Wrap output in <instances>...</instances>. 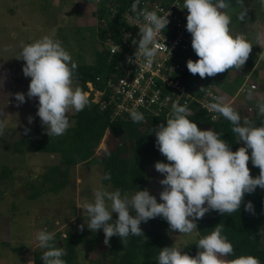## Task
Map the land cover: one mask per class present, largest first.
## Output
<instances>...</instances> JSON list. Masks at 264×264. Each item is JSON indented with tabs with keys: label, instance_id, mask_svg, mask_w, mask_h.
<instances>
[{
	"label": "clouds",
	"instance_id": "obj_1",
	"mask_svg": "<svg viewBox=\"0 0 264 264\" xmlns=\"http://www.w3.org/2000/svg\"><path fill=\"white\" fill-rule=\"evenodd\" d=\"M261 4L264 5V0ZM229 5L226 0H215V3L213 0H183L182 9L188 12L186 31L191 34V48L198 57L195 62L191 59L186 62L192 75L198 74L201 79L214 77L232 68L240 70L248 60L252 45L244 36L231 34V17L222 11ZM131 7L137 20L142 21L139 40H132L136 46L135 59L142 58L143 67L151 68L161 49L157 36L170 23L167 18L170 13L158 15L155 10L140 8V0H134ZM163 47L169 52L165 44ZM15 58L24 61L22 73L31 78L26 95L29 100L38 98L36 115L47 136H62L70 127L69 109L80 112L88 105L83 89L73 88L77 64L61 41L47 35L23 45ZM14 97L17 106L25 103L24 93L17 92ZM214 100L217 102L209 104L208 108L230 122L236 142H242L243 146L232 151L221 139L222 133L198 129L196 123L188 119L190 109L173 103L166 123L151 131L156 138V148L168 161L154 164L155 170L164 177L159 181L162 185L160 202L147 189L136 191L130 198L122 196L119 189H99L93 194L94 201L83 205L89 218L87 228L94 233L102 229L106 246L110 247L113 236L125 242L130 235L144 237L141 223L156 217L167 221L171 231L191 234L197 230L196 221L206 213L216 211L221 216L231 215L239 211L245 194L253 193L257 187L264 189V122L257 127L247 118L241 121L240 114L224 103L222 97ZM258 108L264 115V103ZM130 118L137 123L144 120V115L133 110ZM27 119L29 124L33 122V117ZM28 131L24 129L25 134ZM249 159L252 166L259 169L255 178L247 166ZM102 179L110 180V173H105ZM244 210L255 214L251 202L244 204ZM112 213L117 214L114 222ZM78 228L82 231L84 225ZM223 228L224 225L217 224L210 234L199 238L195 243L198 249L195 256L175 247L160 249L158 264H260L259 259L251 255L223 259L234 253L233 245L222 235ZM54 238L55 234L46 230L36 233L38 247L45 249L41 260L43 264H66L62 259L66 252L55 246Z\"/></svg>",
	"mask_w": 264,
	"mask_h": 264
},
{
	"label": "rangeland",
	"instance_id": "obj_2",
	"mask_svg": "<svg viewBox=\"0 0 264 264\" xmlns=\"http://www.w3.org/2000/svg\"><path fill=\"white\" fill-rule=\"evenodd\" d=\"M98 9L99 0H0V126L3 127L0 165L13 168L7 182L0 185V264H31L30 250L38 246L35 236L40 230L50 232L49 228L54 226L51 232L59 231L63 237L83 224L89 233L91 230L86 225L89 218L82 209L83 205L94 201L96 190L114 191L110 185L100 182V166L86 161L70 168L67 187L59 194L44 192L30 199L27 197L29 183L38 185L45 170L58 162L57 155L28 154L4 148L19 138H38L46 134L36 115L38 98L29 100L26 95L31 78L22 73L24 61L15 58L22 46L47 35L61 41L75 63H93L96 52L102 48L96 35L102 24L96 15ZM222 11L231 17V34L244 36L252 45L249 57H255L252 64L245 63L240 70L232 68L217 74L213 83L219 92H224L223 102L231 100L229 105L240 110L242 119L250 120L255 108L259 112L258 105L264 103V5L261 0H242L231 3ZM244 76L247 83L255 82V89L251 95H235ZM237 77L240 84H236ZM17 92L25 94V103L19 106L14 97ZM74 113L73 109L67 113L70 124ZM29 116L33 117L31 124L28 123ZM197 127L208 130L207 126ZM25 128L29 129L26 134ZM104 146L102 139L94 149L95 153ZM242 146L243 143L239 142L238 148ZM248 154L251 155L250 149ZM145 162L146 189L160 202L162 185L159 181L164 177L155 170L154 164L158 161L146 159ZM134 194L135 191H129L124 195L130 198ZM115 215L112 213V217ZM101 233L102 229L95 232ZM196 237V230L191 234H180L168 226L167 247L179 249L195 241ZM260 238L264 242V219L260 222ZM107 248L103 240L96 242L93 249L83 243L77 248L74 262L107 264Z\"/></svg>",
	"mask_w": 264,
	"mask_h": 264
},
{
	"label": "trees",
	"instance_id": "obj_3",
	"mask_svg": "<svg viewBox=\"0 0 264 264\" xmlns=\"http://www.w3.org/2000/svg\"><path fill=\"white\" fill-rule=\"evenodd\" d=\"M131 1L133 0H99L96 15L98 18H106L105 25H99L96 32L100 44L107 38H116L121 11ZM111 6L115 8V14L112 19L109 17L108 19L107 13L110 14ZM192 53L196 56L193 50ZM253 57L255 56L251 55L246 63L252 64ZM113 63L103 47L96 52L93 63H76L77 68L73 76L76 87L86 91V82H91L94 88L102 89L107 76L112 72ZM184 78L190 81L201 80L198 74L192 75L187 69L184 72ZM204 80L211 83L214 81L213 77H206ZM236 81V84H240L239 77ZM106 94H103L101 99H107ZM90 98L89 96L88 105L84 110L74 113L73 123L62 136L48 137L47 134H43L38 138H19L12 145H5L6 150L14 152L57 155L58 162L45 170L39 184L29 183L28 198L34 199L44 192L59 194L67 187L70 168L82 162L93 161L99 165L100 182L110 185L114 191L119 189L122 195L129 191L146 189L144 169L146 159L168 163L156 148V138L151 131L157 125L166 123L171 113L168 117L164 114L147 113L143 121L134 123L130 117H112L108 105L100 109L98 103L92 102ZM188 108L191 111L190 117L188 116L191 122L222 133L221 139L228 143L230 149L232 151L238 149L235 134L231 132L232 125L228 120L219 113L215 119H211L205 110L200 109L195 103H191ZM233 109L238 113L240 111L235 107ZM241 121H243L242 117ZM250 121L259 127L264 122V115L257 112L255 108ZM102 139L105 146L96 154L94 149ZM247 166L253 178L259 175L257 167H253L252 164ZM12 169L11 166L0 165V185L7 182ZM105 173H110V180L102 179ZM247 202L252 203L254 215L244 210V204ZM130 214L134 215V213ZM116 218L117 215L112 217L113 222ZM262 219H264V189L257 187L253 193L245 194L239 211L223 216L216 211H210L196 221V240L184 244L179 249L189 256H195L198 251L196 241L210 234L217 224H221L224 225L222 235L234 248V253L223 259L227 261L241 255H251L258 258L260 264H264V242L260 238ZM53 227L49 228L50 232ZM140 227L146 240L142 236L131 235L126 242L121 241L118 236L110 238V247L108 246L106 251L109 257L107 264H158L157 257L160 249L167 247L168 223L161 217H156L146 223L142 222ZM86 231V229L69 231L63 237L59 231L52 232L55 234V246L63 248L66 252V255L62 257L66 264H78L74 262V259L78 255L77 248L81 244L86 243L90 249H93L96 242L104 240L103 233L95 234ZM44 251L45 249L38 246L30 250L32 264H43L41 256ZM89 264H101V262L95 261Z\"/></svg>",
	"mask_w": 264,
	"mask_h": 264
},
{
	"label": "built area",
	"instance_id": "obj_4",
	"mask_svg": "<svg viewBox=\"0 0 264 264\" xmlns=\"http://www.w3.org/2000/svg\"><path fill=\"white\" fill-rule=\"evenodd\" d=\"M133 3L134 0L121 11L116 38H107L101 43L114 66L102 89L94 88L91 82H86L87 90L84 92L87 98L90 96V100L98 103L100 109L108 105L112 117H130L133 110L143 115L164 114L168 117L173 103L187 107L195 103L211 119H215L217 112L208 108L209 104L217 102L214 98H220L214 83L204 79L190 81L184 78L187 60L196 61V56L192 53L191 34L186 31L188 12L182 9L183 0H140V8L155 10L158 15L170 13L167 17L170 23L157 36L161 49L151 68L143 67L142 58L135 59L136 46L132 40H139V24L142 21L137 20V14L131 7ZM110 10L107 18L112 19L115 8L110 7ZM98 20L102 26L105 25L106 18ZM113 49L116 51L113 52ZM254 89L255 84L247 83V77L244 76L235 95L246 94ZM103 94L107 95V99H101Z\"/></svg>",
	"mask_w": 264,
	"mask_h": 264
},
{
	"label": "crops",
	"instance_id": "obj_5",
	"mask_svg": "<svg viewBox=\"0 0 264 264\" xmlns=\"http://www.w3.org/2000/svg\"><path fill=\"white\" fill-rule=\"evenodd\" d=\"M253 83H255V82H253ZM257 88V87H256ZM220 93V98L222 97L223 99H225V97H223V95H224V92L223 91H221V92H219ZM249 93H253V91H251V92H249ZM248 93V94H249ZM223 94V95H222ZM246 102V101H245ZM225 103H227V104H229V103H231V100L229 101H226ZM31 264H32V262H31Z\"/></svg>",
	"mask_w": 264,
	"mask_h": 264
},
{
	"label": "water",
	"instance_id": "obj_6",
	"mask_svg": "<svg viewBox=\"0 0 264 264\" xmlns=\"http://www.w3.org/2000/svg\"><path fill=\"white\" fill-rule=\"evenodd\" d=\"M239 1H242V0H226V2L228 4L235 3V2H239ZM213 3H215V0H213Z\"/></svg>",
	"mask_w": 264,
	"mask_h": 264
}]
</instances>
